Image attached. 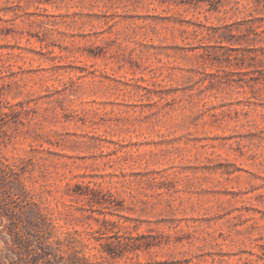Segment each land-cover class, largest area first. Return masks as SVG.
Here are the masks:
<instances>
[{"label": "rangeland", "instance_id": "1", "mask_svg": "<svg viewBox=\"0 0 264 264\" xmlns=\"http://www.w3.org/2000/svg\"><path fill=\"white\" fill-rule=\"evenodd\" d=\"M154 262L264 264V0H0V264Z\"/></svg>", "mask_w": 264, "mask_h": 264}, {"label": "trees", "instance_id": "2", "mask_svg": "<svg viewBox=\"0 0 264 264\" xmlns=\"http://www.w3.org/2000/svg\"><path fill=\"white\" fill-rule=\"evenodd\" d=\"M146 246H149V245H145V247H146ZM142 247H144V246H142V245H137V246H136V245H135V248H133V249H134V250H137V249H140V248H142ZM108 252H109V254H110L111 256H114L113 253H111V251H108ZM149 264H162V263H155V262H154V263H149ZM164 264H171V263H169V262L166 263V262H165ZM172 264H173V263H172Z\"/></svg>", "mask_w": 264, "mask_h": 264}]
</instances>
